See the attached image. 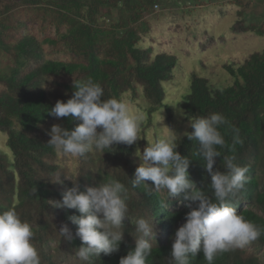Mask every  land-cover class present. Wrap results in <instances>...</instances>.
<instances>
[{
	"label": "trees",
	"instance_id": "1",
	"mask_svg": "<svg viewBox=\"0 0 264 264\" xmlns=\"http://www.w3.org/2000/svg\"><path fill=\"white\" fill-rule=\"evenodd\" d=\"M165 1L0 0V133L6 135L5 146L11 154L0 152V213L14 208L31 225L41 264H84L76 256L82 243L76 236L77 226L69 220L79 213L52 205L62 199L65 189L74 186L67 175L78 173L80 191L112 179L129 187V216L123 220L119 251L101 253L95 264H119L134 248L138 218H153L156 244L153 241L148 264H165L170 255L174 232L190 209L182 195L168 197V206L162 207L159 202L167 195L164 190H150L143 184L132 189L129 183L140 152L147 146L144 133L153 126L154 113L164 107L167 121L173 119L170 106L163 103V83L173 77L175 57L140 44L150 31L154 6ZM232 29L264 36V30L247 26L241 19ZM222 67L232 78L229 85H217L208 76L191 72L176 107L184 113L182 121L188 122L184 132L193 130L191 119L211 113L223 114L239 129L244 142L233 151L231 131L228 126L220 128L228 147L220 150L214 168L222 171L223 157L232 155L237 164L248 166V182L233 203L239 214L264 231V48L251 52L242 62H224ZM88 78L102 85L105 99L128 101L145 113L137 143L116 144L115 150L102 155L94 151L83 158L63 155L47 144L53 124L73 129L79 123L57 119L47 110L57 100L71 98L73 83ZM141 98L146 105L139 102ZM177 150L191 158L188 173L196 187L206 188L210 176L203 159L196 155L197 141L182 136ZM57 173L62 183L52 181ZM146 183L152 187L151 181ZM206 191L211 194L210 185ZM62 225L70 229L71 241L60 237ZM190 264L207 262L201 253L190 257ZM213 264H264V234L243 249L218 255Z\"/></svg>",
	"mask_w": 264,
	"mask_h": 264
},
{
	"label": "clouds",
	"instance_id": "2",
	"mask_svg": "<svg viewBox=\"0 0 264 264\" xmlns=\"http://www.w3.org/2000/svg\"><path fill=\"white\" fill-rule=\"evenodd\" d=\"M71 98L57 100L47 110L49 115L60 119L78 120L73 129L53 124L48 145L54 151L73 158H83L91 152L115 150L114 145H132L142 138L144 115L133 110L128 103L116 98H104L102 85L88 78L76 81ZM175 107V106H174ZM181 115L182 110L177 109ZM161 116V115H160ZM163 117L156 121L162 124ZM222 126H228L232 133V150L236 144H243L239 129L229 124L221 113H211L190 120L191 132L178 135L167 126L166 135L157 136L140 152L139 164L134 178L129 179L132 189L145 185L150 190H164L167 195L160 200L162 207L168 206V197H183L185 221L174 232L171 251L165 264H190V257L201 253L207 264L225 252L243 249L259 239L264 231L239 214L233 201L248 182V166L237 164L235 155L223 157V170L214 168L221 149L228 147ZM98 128L100 131H98ZM187 136L197 141V156L204 161L205 171L210 176L206 188L196 187L190 179L188 156L178 152V141ZM79 174V173H78ZM73 187L65 189L59 201H52L57 208L74 209L79 215H71L69 220L77 226L76 236L81 240L76 256L84 264H95V259L119 251L123 240L122 225L128 217L129 187L112 179L98 186L78 189L76 177ZM60 173L52 181L62 183ZM147 181L152 182L149 187ZM210 185L211 194L206 189ZM195 204V207L192 205ZM153 218H138L135 222V246L121 257L119 264H148L152 256L156 232ZM60 237L69 241L73 235L67 225L59 229ZM35 233L29 223L22 221L14 208L0 213V264H41V257L33 243Z\"/></svg>",
	"mask_w": 264,
	"mask_h": 264
},
{
	"label": "rangeland",
	"instance_id": "3",
	"mask_svg": "<svg viewBox=\"0 0 264 264\" xmlns=\"http://www.w3.org/2000/svg\"><path fill=\"white\" fill-rule=\"evenodd\" d=\"M200 1L203 4L195 6ZM240 1L238 4L234 0H166L149 17L150 31L143 36L140 44L151 45L154 51L169 52L175 57L176 65L171 80L163 83V103L170 106L173 119L167 121L164 107L154 113V124L144 133L148 142L166 135L168 129L164 126L178 135L187 129L188 122L182 121L176 103L187 90L191 72L206 75L217 85H229L232 78L223 69L222 63L242 62L251 52L264 48V36L232 29V25L241 19L247 26L264 30V0ZM238 10H241L239 14ZM125 102L145 117L143 111ZM139 102L146 105L143 98ZM160 115L163 126L161 122L156 125ZM5 141L6 135L0 133V152L10 156Z\"/></svg>",
	"mask_w": 264,
	"mask_h": 264
},
{
	"label": "built area",
	"instance_id": "4",
	"mask_svg": "<svg viewBox=\"0 0 264 264\" xmlns=\"http://www.w3.org/2000/svg\"><path fill=\"white\" fill-rule=\"evenodd\" d=\"M154 8L156 9V8H157V6L155 5V6H154Z\"/></svg>",
	"mask_w": 264,
	"mask_h": 264
}]
</instances>
